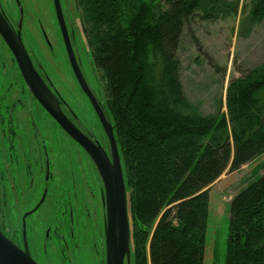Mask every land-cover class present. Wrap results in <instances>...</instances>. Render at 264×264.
Instances as JSON below:
<instances>
[{
	"label": "trees",
	"instance_id": "16d2710c",
	"mask_svg": "<svg viewBox=\"0 0 264 264\" xmlns=\"http://www.w3.org/2000/svg\"><path fill=\"white\" fill-rule=\"evenodd\" d=\"M205 0H79L113 119L136 264H204L211 188L264 154V71L229 82L227 114L189 101L178 56ZM264 19V0H250ZM132 241V237H131ZM225 264H264V175L231 201Z\"/></svg>",
	"mask_w": 264,
	"mask_h": 264
},
{
	"label": "rangeland",
	"instance_id": "374dc122",
	"mask_svg": "<svg viewBox=\"0 0 264 264\" xmlns=\"http://www.w3.org/2000/svg\"><path fill=\"white\" fill-rule=\"evenodd\" d=\"M0 1L10 19L18 21L15 1ZM19 1L24 10L26 46L44 49L40 26L55 42L59 28L53 0ZM68 1L61 3L75 27L79 46L88 52L79 0ZM178 56L183 85L195 109L206 117L226 115L230 80L250 69L264 71V19L253 17L250 0H205L182 36ZM97 72L101 98L109 109L103 94L106 81ZM71 156L79 162V184L82 181L89 187L85 194L79 188L76 200L71 172L74 158H66ZM48 161L50 180L46 182ZM262 175L264 154L235 172L227 171L211 188L204 264H225L231 201ZM101 184L83 151L26 93L17 65L0 37V231L22 248L23 215L47 190L44 204L27 220L26 236L34 260L38 264H102L105 211ZM153 230L143 240L146 264ZM131 237V264H136L133 228Z\"/></svg>",
	"mask_w": 264,
	"mask_h": 264
},
{
	"label": "flooded vegetation",
	"instance_id": "af4514ba",
	"mask_svg": "<svg viewBox=\"0 0 264 264\" xmlns=\"http://www.w3.org/2000/svg\"><path fill=\"white\" fill-rule=\"evenodd\" d=\"M14 1L19 10V20L18 21L14 22L10 19L1 1H0V9L2 13L4 14L6 20L8 21L9 25L11 26V28L16 33H20L22 41L29 54V57L32 61L34 68L36 69V71L38 72L42 80L44 81L47 88L51 91L53 96L58 101L60 109L65 115V117L68 119V121L71 124H73V126L81 134H83L95 147L100 149L111 160L110 141L104 130L103 124L101 122V118L98 113V109L102 112L106 121L109 122L114 127L113 119L111 117L109 109L106 108L105 103L102 101L101 91H100L101 83H100L98 72L94 65L91 53L90 51L87 52L86 50H84L82 47L79 46L75 27L73 26V23L69 21V19L67 18V13H66L64 6L61 3L70 49L68 48V43L65 41L60 25L57 21L59 33L58 35H55L56 36V38L54 39L55 42L49 37L45 29L42 28V26H40L44 49L39 48L38 50L36 49L37 50L36 51L35 49H32L26 46L23 40L22 29H23V21H24V10L19 0H14ZM66 1L69 2L68 0ZM55 16H56V13H55ZM56 20H57V17H56ZM2 41L4 42L3 39ZM4 44L8 48L5 42ZM8 51L12 56V63L14 62L17 65L14 55L12 54L9 48H8ZM18 71H19V68H18ZM19 74L21 76L22 83L24 85L26 93L29 96H32L33 100H35L29 88L25 84L20 71H19ZM103 94H104V98L106 99L105 92H103ZM40 106L42 107V105ZM42 109L47 113V111L43 107ZM53 121L69 137V139H71L83 151V153L85 154L87 163L90 165L92 171L95 173V176L102 183L100 195H101L102 206L105 211V214H104V252H103L104 261L102 262V264H106V251H105L106 209L103 203V195L105 193L103 181L99 174L97 165L92 159V157L87 153V151L82 147V145H80L71 136H69L54 119ZM114 133L116 136L115 127H114ZM44 153H45L46 159H48V153L46 149L44 150ZM66 158L67 159L74 158V161L72 162L74 169L71 168L72 170L71 172L73 173L74 175L73 177L75 178L74 187L76 191L74 192V199L76 200L77 194H78L77 190L79 191V188H80L81 193L85 194L86 191H88L89 187H87L86 184L82 181L80 185L79 180H77L78 176L80 175L78 174L80 166H79V162L77 158L72 157V156L66 157ZM84 170L85 169H83V171ZM46 171H47V175H46L45 180L46 182H49L50 180L49 161L46 162ZM47 192L48 191L45 190L42 196V198H44V202L47 197ZM41 200L39 201V203L41 202ZM44 202L41 204L39 209L35 211L33 214H35L36 212L40 210ZM39 203L31 211H33L39 205ZM33 214L28 216V218L31 217ZM28 218L26 219V230H27ZM74 226H75V223L72 222V228L70 230V235L72 239L74 238ZM49 236H50V231H48L46 234L45 242L48 241ZM25 245L27 246V249L31 255L32 253L30 250V246L28 244L26 232L24 234L23 223H22V248L21 249H25Z\"/></svg>",
	"mask_w": 264,
	"mask_h": 264
},
{
	"label": "water",
	"instance_id": "95a60500",
	"mask_svg": "<svg viewBox=\"0 0 264 264\" xmlns=\"http://www.w3.org/2000/svg\"><path fill=\"white\" fill-rule=\"evenodd\" d=\"M57 21L68 43L65 19L61 1L53 0ZM0 36L14 55L22 78L34 99L42 105L47 113L62 127V129L77 141L92 157L97 165L104 184L103 203L106 209L105 251L106 264H131V227L129 219L128 190L125 171L119 151L114 127L106 121L98 109L104 130L111 146V160L81 134L60 109L59 103L47 88L44 81L34 68L29 54L24 46L20 33H16L0 9ZM73 59V58H72ZM44 202L22 218L24 234L26 219L39 209ZM0 264H38L30 255L27 246L21 249L0 231Z\"/></svg>",
	"mask_w": 264,
	"mask_h": 264
}]
</instances>
